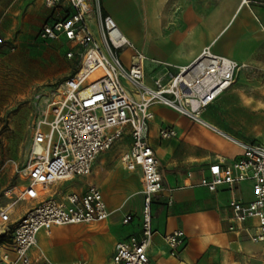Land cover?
Instances as JSON below:
<instances>
[{"label": "built area", "instance_id": "built-area-1", "mask_svg": "<svg viewBox=\"0 0 264 264\" xmlns=\"http://www.w3.org/2000/svg\"><path fill=\"white\" fill-rule=\"evenodd\" d=\"M43 2L50 9L65 5L68 10L44 24L38 37L44 43L61 38L72 43L65 56L78 57V63L70 75L54 86L36 90L31 97L30 139L18 171L26 185L16 201L0 207V225L10 224L0 230V264H32L29 251L40 231L49 234L55 226L90 225L108 218L110 213L97 187L63 191L59 185L89 175L96 157L125 136L129 145L119 155V164L125 171L140 170V228L138 236L115 242L111 264H152L148 250L156 231L151 226V204L163 187L159 160L148 141L149 122L154 117L150 108L163 105L203 127L210 126L203 113L247 65L205 47L175 73L151 74L149 84L144 72L146 56L123 36L112 17L101 13L98 0ZM2 42L0 38V45ZM123 47L132 50L127 65L119 54ZM176 136L174 127L158 129L161 140ZM235 140L241 152L230 161L209 164L210 176L201 177L199 185L215 191L248 181L253 198L243 202L231 197L228 230L240 233L245 230L242 223L254 220L250 241L264 242V141ZM18 201L33 204L11 222ZM130 219L127 214L122 223ZM184 238L181 230L162 236L170 256L177 255ZM42 264L60 263L44 260Z\"/></svg>", "mask_w": 264, "mask_h": 264}, {"label": "crops", "instance_id": "crops-1", "mask_svg": "<svg viewBox=\"0 0 264 264\" xmlns=\"http://www.w3.org/2000/svg\"><path fill=\"white\" fill-rule=\"evenodd\" d=\"M98 1L101 13L114 19L119 31L131 44V35H137L143 41L163 39L170 48V61L149 58L144 54V72L149 84L151 74L175 73L178 67L190 63L205 47H210L214 54L248 65L251 69L264 66V0H248V4L242 7L241 0ZM67 10L65 5L57 9L47 8L43 0H0V38L2 41L15 39L19 44L30 42L32 45L29 46L33 47L41 27L52 23ZM242 12L244 16L238 21ZM42 43L46 47L39 48V51L52 64V78L62 80L75 70L77 61L74 66L66 65V60L73 59L65 56L66 51L72 49V43L63 38ZM123 63L127 65L129 62ZM39 73L34 70L32 76ZM150 109L154 117L149 122L148 141L159 160L163 187L153 196L151 204V226L156 231L148 250L151 263L264 264V242L253 243L249 238L254 220L242 223L245 230L240 233L228 230L231 223L229 200L232 196L243 202L251 200L250 183H236L232 189L224 185L215 191L199 185L201 177L210 176L209 164L230 161L241 149L224 136L228 133L214 122V116L206 114L207 109L203 113L205 121L216 125L222 132L203 127L163 105L155 104ZM161 126L174 127L177 136L161 140L158 137ZM118 142L119 158L128 148L129 137L125 136ZM106 152L94 160L90 174L85 176L86 186H66L75 177L61 183L59 188L63 191H83L89 186L97 187L110 213L108 218L90 225L55 226L49 234L40 231L36 245L29 251L32 264H42L44 260L71 264L78 257L71 258L64 251L63 255L70 259L62 262L56 250L79 242L86 244V260L80 264H99L106 258L110 259L111 264L115 242L139 235L141 194L134 195V192L141 189L140 170H123L113 164V155L104 156ZM102 169L107 179L100 180ZM102 186L106 188V195ZM121 189H125V192ZM135 196H139L137 211L136 205L127 207L129 199ZM170 196L171 203L167 204ZM26 203L29 205L16 215L13 208L11 222L33 204ZM127 214L131 215V219L124 224L122 219ZM174 230H181L185 238L177 255L170 256L162 236ZM5 241L8 243V237H5ZM38 259H41L40 262ZM73 263L77 264L78 261Z\"/></svg>", "mask_w": 264, "mask_h": 264}, {"label": "rangeland", "instance_id": "rangeland-1", "mask_svg": "<svg viewBox=\"0 0 264 264\" xmlns=\"http://www.w3.org/2000/svg\"><path fill=\"white\" fill-rule=\"evenodd\" d=\"M243 16L242 12L238 21ZM117 24L119 27L121 26L118 21ZM130 41L149 58L171 60L168 57L170 48L163 39L143 41L137 35H131ZM36 42L32 47L29 46V44L32 45L30 42L19 44L13 39L5 40L0 45V207L16 201L18 193L26 185L19 177L18 171L25 161L30 139L31 97L36 90L48 85L54 86L61 81L60 78L51 77L52 64L39 51V48L46 46L38 35ZM130 53V47H123L120 50V57L125 63L129 62ZM77 60L78 57L66 60V65L74 66ZM34 70L40 71V73L32 76ZM247 97H250L252 102L249 106L245 103ZM257 102H261L260 105H257ZM206 114L214 116V122L228 133L224 136L230 140L236 141L235 138H237L245 141L250 139L264 141V66L251 69L247 65L245 69H242L231 87L213 106L207 108ZM43 130L46 131V128L43 127ZM118 151L115 144L104 153V156L113 155V164L121 167ZM107 177L105 170L102 169L100 180L107 179ZM66 186H86V177H77L68 182ZM101 188L106 195L105 186ZM121 190L125 192V189ZM135 194H139V192H134ZM138 201L139 196L130 198L127 207L136 205L137 211ZM28 205L25 201H18L14 206L15 215L22 212ZM9 227L10 224L0 225V230ZM71 233L73 235V232ZM85 246V242H79V244L67 246L65 249L57 248L56 252L62 262L70 259L67 256H71V258L78 257L74 261H78L77 264H80L86 260ZM64 251L67 256L63 255ZM40 260L37 261L40 262ZM99 264H110V259L106 258Z\"/></svg>", "mask_w": 264, "mask_h": 264}, {"label": "bare ground", "instance_id": "bare-ground-1", "mask_svg": "<svg viewBox=\"0 0 264 264\" xmlns=\"http://www.w3.org/2000/svg\"><path fill=\"white\" fill-rule=\"evenodd\" d=\"M248 4V0H241V4H240V7H242L243 5H247ZM245 103L249 106V105H251L252 104V102H251V99L250 98H248V99H246L245 100ZM209 124V123H208ZM210 126H208V125H205L206 127H209V128H212V129H214V130H216V131H218V132H222L221 131V129L219 128V127H217L216 125H214V124H212V123H210L209 124ZM234 143H236V141H234V140H232ZM9 208H10V206H9ZM41 238H44V237H41ZM40 238V239H41Z\"/></svg>", "mask_w": 264, "mask_h": 264}, {"label": "trees", "instance_id": "trees-1", "mask_svg": "<svg viewBox=\"0 0 264 264\" xmlns=\"http://www.w3.org/2000/svg\"><path fill=\"white\" fill-rule=\"evenodd\" d=\"M4 236L2 235V238H3Z\"/></svg>", "mask_w": 264, "mask_h": 264}]
</instances>
